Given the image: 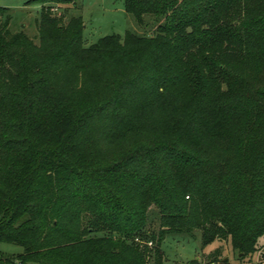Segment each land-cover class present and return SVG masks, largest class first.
Returning <instances> with one entry per match:
<instances>
[{"label": "trees", "instance_id": "16d2710c", "mask_svg": "<svg viewBox=\"0 0 264 264\" xmlns=\"http://www.w3.org/2000/svg\"><path fill=\"white\" fill-rule=\"evenodd\" d=\"M124 4L156 33L86 46L81 16L42 9L36 40L0 5V241L24 247L0 264H163L174 229L231 238L239 259L259 249L264 0ZM218 254L191 264H231Z\"/></svg>", "mask_w": 264, "mask_h": 264}, {"label": "rangeland", "instance_id": "374dc122", "mask_svg": "<svg viewBox=\"0 0 264 264\" xmlns=\"http://www.w3.org/2000/svg\"><path fill=\"white\" fill-rule=\"evenodd\" d=\"M0 5L9 8L11 14L10 29L12 31L23 30L36 40L38 37L37 20L41 17L42 9L55 17L58 24L66 26L70 24L73 17L81 16L85 24L83 40L86 46L107 35L119 34L124 36L128 30L140 35H154L157 27L150 15H146L144 24L139 25L135 16L126 11L124 0H71V2L52 1L46 3L30 0H0ZM52 7L58 9L53 11ZM73 77L77 83L75 76ZM70 80L71 76H68L67 81L69 83ZM78 82L79 85L77 83V86H82L80 78H78ZM92 88L96 94L100 93L101 95V91L106 88V85L103 82L95 83L93 86L87 83L82 87L85 91H91ZM137 137L135 135L122 140L112 151L119 153L126 150L137 140ZM160 227L161 214L156 206H152L149 210L146 228L149 231L157 232ZM149 245L151 246L153 243ZM162 248L164 251L163 264H191L195 260L205 263L209 260L210 254L216 250H219L218 256L220 258L228 260L231 264L237 262L240 264H264V236L259 240V249L245 259H239V251L233 248L231 238L216 240L203 247L201 231L198 228L170 231L163 241ZM23 251L24 247L21 245L0 241V259ZM150 264H154L153 260L150 261Z\"/></svg>", "mask_w": 264, "mask_h": 264}, {"label": "built area", "instance_id": "2783aa9c", "mask_svg": "<svg viewBox=\"0 0 264 264\" xmlns=\"http://www.w3.org/2000/svg\"><path fill=\"white\" fill-rule=\"evenodd\" d=\"M53 11H55V10H57L58 8L57 7H52L51 8ZM149 244H152V242H149ZM235 264H240V262H237V263H235Z\"/></svg>", "mask_w": 264, "mask_h": 264}]
</instances>
